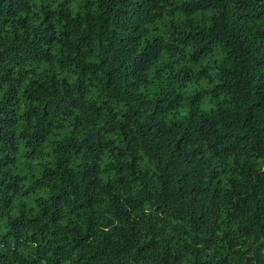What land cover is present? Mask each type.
Returning <instances> with one entry per match:
<instances>
[{
    "label": "clouds",
    "instance_id": "9594fccd",
    "mask_svg": "<svg viewBox=\"0 0 264 264\" xmlns=\"http://www.w3.org/2000/svg\"><path fill=\"white\" fill-rule=\"evenodd\" d=\"M0 264H264V0H0Z\"/></svg>",
    "mask_w": 264,
    "mask_h": 264
}]
</instances>
